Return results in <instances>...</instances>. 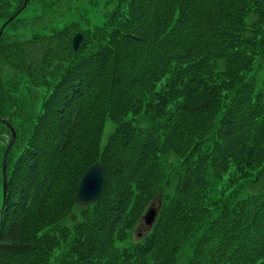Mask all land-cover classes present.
<instances>
[{
  "label": "trees",
  "instance_id": "obj_1",
  "mask_svg": "<svg viewBox=\"0 0 264 264\" xmlns=\"http://www.w3.org/2000/svg\"><path fill=\"white\" fill-rule=\"evenodd\" d=\"M20 1L0 0V18ZM103 1L93 29L82 10L1 47L0 116L26 132L7 156L0 264H264V0ZM97 160L105 191L78 207ZM54 173L59 187L40 185Z\"/></svg>",
  "mask_w": 264,
  "mask_h": 264
},
{
  "label": "water",
  "instance_id": "obj_2",
  "mask_svg": "<svg viewBox=\"0 0 264 264\" xmlns=\"http://www.w3.org/2000/svg\"><path fill=\"white\" fill-rule=\"evenodd\" d=\"M79 36L75 37L74 45H77ZM103 168L100 164L92 165L84 174L76 195L79 204H87L96 200L103 187Z\"/></svg>",
  "mask_w": 264,
  "mask_h": 264
},
{
  "label": "rangeland",
  "instance_id": "obj_3",
  "mask_svg": "<svg viewBox=\"0 0 264 264\" xmlns=\"http://www.w3.org/2000/svg\"><path fill=\"white\" fill-rule=\"evenodd\" d=\"M95 0H56V5L60 8L61 11L64 12V14L66 15V17H68L71 13V10H68V8L70 7L71 8V5H75L77 6L75 8V10L79 9V8H82V9H85V10H88L89 13L91 12L92 13V5H94V7L96 8V3H94ZM49 6H45L44 8H48ZM24 13V12H23ZM22 13V14H23ZM26 21H30L29 20V15H28V12H26L25 14H23L22 16ZM99 22V17L96 16V17H93L92 18V24L94 23H98ZM26 95V94H25ZM24 96V95H22ZM32 96L29 97V100H31ZM2 145L4 144L1 143ZM1 146V145H0ZM2 147V146H1ZM173 160L176 161L177 158H174L173 157ZM49 264H52V263H49Z\"/></svg>",
  "mask_w": 264,
  "mask_h": 264
}]
</instances>
